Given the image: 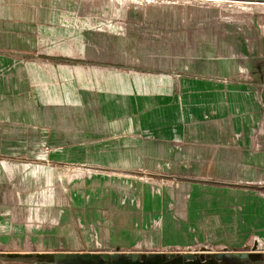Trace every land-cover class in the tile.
<instances>
[{"label": "crops", "instance_id": "crops-1", "mask_svg": "<svg viewBox=\"0 0 264 264\" xmlns=\"http://www.w3.org/2000/svg\"><path fill=\"white\" fill-rule=\"evenodd\" d=\"M123 16L114 0H0V264H58L34 252L131 250L148 232L134 219L139 183L123 172L264 184V81L215 79L239 71L245 50L233 43L224 61L173 53L178 65L123 64L136 55L111 25ZM209 195L214 241L235 250L264 238V193Z\"/></svg>", "mask_w": 264, "mask_h": 264}, {"label": "rangeland", "instance_id": "rangeland-1", "mask_svg": "<svg viewBox=\"0 0 264 264\" xmlns=\"http://www.w3.org/2000/svg\"><path fill=\"white\" fill-rule=\"evenodd\" d=\"M114 1L122 7L124 12L122 20L115 19L113 23L111 22L113 27L115 25L123 29L124 40L120 46L124 50L134 49L136 51L133 57L124 56L123 64L178 65L180 62L171 56L173 53H183L187 55L186 57L189 55H199V58L214 57L216 61H224L230 56L233 43H236L240 46L239 48L245 50V54L239 52L235 56L238 65L236 68H239V71L218 73L215 79L264 81V55L256 53L257 41L264 40V2L248 0ZM125 21H132L136 26L129 28ZM130 37L133 40H130ZM181 61L187 65L189 63L188 60L182 59ZM74 167L76 166L64 169L65 173L77 171ZM123 173L124 176L139 183L140 198L137 203L135 202L137 206L135 204L133 208L134 219L138 221L139 226L147 228L148 232L131 244V247L129 246L131 250L97 247L80 252L71 250L34 252L31 256L41 260H51L58 264H173L187 259L182 253L175 254L173 258H165V254H160V258L145 256L132 263L129 259H125V255L140 249L144 251L140 253L146 255L147 252L164 249L185 250L187 247L183 246H188L197 251L191 263L214 260L217 258V251L253 250L248 253L247 260L234 256L226 257L222 254L221 258H236L239 259L238 261H243L241 264L260 263L264 259V245L255 244L257 246L252 249L254 245L252 240V242L245 240L236 244L238 247H235V250L224 248L222 244L224 242L214 241L210 228L214 217L209 210V190L214 187H234L264 193V184L246 182L233 184V181L213 178L210 175L186 177L142 169ZM186 187H191V189L186 190ZM195 191L202 194L200 200L194 197ZM199 204L201 207L203 205V211L196 210ZM125 212L129 215L132 211L124 210ZM162 227L166 229L162 230ZM198 228L206 229L203 237L196 235L195 231ZM179 233H184L183 236L187 239H180ZM164 239L165 243H163ZM261 239L264 240V238ZM155 241H159L158 244H155ZM203 244L213 249L204 248L202 254H199V246ZM240 244L246 245L242 247L243 245L239 246ZM57 252L75 253L76 255L118 253L119 256L107 260L100 258L99 262L93 263L94 261L83 260L79 256L58 260L55 258ZM200 255L204 256L203 260H200Z\"/></svg>", "mask_w": 264, "mask_h": 264}, {"label": "water", "instance_id": "water-1", "mask_svg": "<svg viewBox=\"0 0 264 264\" xmlns=\"http://www.w3.org/2000/svg\"><path fill=\"white\" fill-rule=\"evenodd\" d=\"M248 1H260V2H264V0H248ZM255 246V245H254ZM222 254H224V256L226 257H230V256H234V257H240V258H248V252L244 251V252H223V253H217L216 257L219 259L222 257ZM194 254H184L183 257L186 258L187 260H194L193 257ZM77 256H79L80 258H82L83 260H92L94 261L93 263L99 262V259H104L107 260L109 258H118L119 254L118 253H104V254H90V253H82L80 255H76L75 253H71V254H65L63 252H57L55 254V258L58 260L61 259H65L66 257H70V258H76ZM148 257V258H160V254L158 253H154V252H149L146 255L143 253H139V252H131V253H127L125 255V259H129L132 263L133 262H137L138 259H142L144 257ZM165 258H173L174 254H167L164 255ZM200 260L204 259L203 255L199 256Z\"/></svg>", "mask_w": 264, "mask_h": 264}, {"label": "built area", "instance_id": "built-area-1", "mask_svg": "<svg viewBox=\"0 0 264 264\" xmlns=\"http://www.w3.org/2000/svg\"><path fill=\"white\" fill-rule=\"evenodd\" d=\"M253 244L255 245V244H258L259 246H263L264 245V240L263 239H261L260 237H258V236H254L253 237ZM254 245H253V247H252V249H254ZM255 246H257V245H255ZM200 247V250H199V254H202V251H204L203 249L205 248V249H210V250H212L213 248L211 247V246H208V245H206V244H203L202 246H199ZM193 247H187L185 250H179V248H175V249H164V250H159V251H153L154 253H158V254H165V255H167V254H194V253H196L197 251L196 250H194V249H192ZM195 248V247H194ZM253 250H251V251H246V252H252ZM223 252H226V251H217L216 253H223ZM228 252H232V251H228ZM140 253V252H139ZM147 253H149V252H147Z\"/></svg>", "mask_w": 264, "mask_h": 264}]
</instances>
